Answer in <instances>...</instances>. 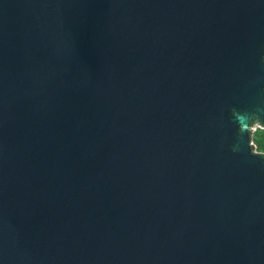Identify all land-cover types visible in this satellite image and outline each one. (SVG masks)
<instances>
[{
  "label": "water",
  "instance_id": "water-1",
  "mask_svg": "<svg viewBox=\"0 0 264 264\" xmlns=\"http://www.w3.org/2000/svg\"><path fill=\"white\" fill-rule=\"evenodd\" d=\"M262 58L264 0H0V264H264Z\"/></svg>",
  "mask_w": 264,
  "mask_h": 264
},
{
  "label": "clouds",
  "instance_id": "clouds-1",
  "mask_svg": "<svg viewBox=\"0 0 264 264\" xmlns=\"http://www.w3.org/2000/svg\"><path fill=\"white\" fill-rule=\"evenodd\" d=\"M262 59H264V58H262ZM240 115L246 117L244 123L247 125V131H248L250 125H251L252 122H253V120H254V119H259V116H260L261 114L257 113L256 110H251V112H249L247 109H241V110H240ZM248 117H250V118H248ZM235 124L237 125V127H236V131H237L238 133L244 131V129H242V128L240 127V121H239V120H236V121H235ZM248 133H249V131H248ZM248 140H250L249 137H248V139H247V142H248Z\"/></svg>",
  "mask_w": 264,
  "mask_h": 264
},
{
  "label": "trees",
  "instance_id": "trees-1",
  "mask_svg": "<svg viewBox=\"0 0 264 264\" xmlns=\"http://www.w3.org/2000/svg\"><path fill=\"white\" fill-rule=\"evenodd\" d=\"M253 141L257 151H264V129L258 128L253 132Z\"/></svg>",
  "mask_w": 264,
  "mask_h": 264
},
{
  "label": "built area",
  "instance_id": "built-area-1",
  "mask_svg": "<svg viewBox=\"0 0 264 264\" xmlns=\"http://www.w3.org/2000/svg\"><path fill=\"white\" fill-rule=\"evenodd\" d=\"M258 128L256 127L255 131L257 130ZM254 144V141L252 142ZM255 145V144H254ZM255 150L257 151L256 147H255ZM257 152H260V151H257ZM264 152V151H263Z\"/></svg>",
  "mask_w": 264,
  "mask_h": 264
}]
</instances>
